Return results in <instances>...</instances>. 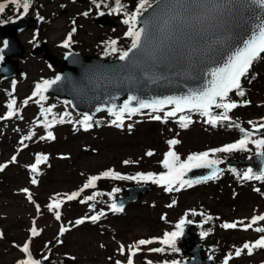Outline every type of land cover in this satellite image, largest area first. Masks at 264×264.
Masks as SVG:
<instances>
[{
  "label": "rangeland",
  "instance_id": "1",
  "mask_svg": "<svg viewBox=\"0 0 264 264\" xmlns=\"http://www.w3.org/2000/svg\"><path fill=\"white\" fill-rule=\"evenodd\" d=\"M109 1L114 0H104L100 7H108ZM7 2L0 0V3ZM14 7L9 3L1 20L10 17ZM30 11L42 19V24L37 38L33 30H25L19 35L26 48L39 39L47 40L50 49L53 47L60 52L70 48L90 52L94 49L90 44L101 46L96 53L104 48L110 51L111 38L126 33L129 27L123 24L111 31L108 26L95 25L92 16L97 8L92 0H31ZM69 33L72 40L66 48L63 42ZM127 39L129 41L120 37L122 46L130 44V38ZM20 64L25 69L24 76H17L15 82L0 80V264H17L26 259L21 248L29 241L30 252L40 264H116L117 261L127 264L129 256L133 264L181 262L188 258L181 252V238L176 240L178 251L159 242L166 232L176 231L175 226L181 219L194 221L195 239L206 247L205 254L213 257L214 264H224L229 256L228 264H264V249H253L251 255L247 250L240 256L235 255L236 249L245 243H254L264 235L254 230L264 227V221H258L247 230L243 227L253 216L264 215V181L256 182L260 188L254 190L252 182L240 178L244 168L229 167L216 182L185 185L178 191L179 185H173L171 192L150 180L102 176L109 171L132 177L138 173H165L167 169L162 161L169 151H175L181 161L202 152H209V159L221 161L227 156L246 157L264 151L250 142L246 150L210 152L236 143L248 133V126L263 123L264 54L255 65L254 79L245 89L247 94L238 95L239 89L228 94L225 102H234L238 107L227 112V121L236 118L241 125L225 122L226 127L211 125L209 117L200 113L166 117L165 113L171 109L165 108L123 115L122 122L103 111L95 115L97 124L94 127L85 128L81 123L85 114L75 112L67 101L51 95L44 100L33 96L36 85L52 80L57 68L48 65L40 55L30 53ZM12 99L16 100V115L4 119ZM26 99L27 105L23 103ZM48 108L52 111L42 114V109ZM223 113L224 109L217 108L212 116ZM157 115L160 120L153 118ZM181 116L187 118V127L182 126ZM50 122L52 126L46 127ZM48 132L55 138L48 139ZM26 136L31 138L24 139ZM173 139L179 143L170 145L168 142ZM249 139H264V130L252 133ZM149 151L153 155H147ZM13 156L15 162H12ZM38 156L46 157V160L39 164L37 172H33L31 165L36 163ZM92 176L102 177L99 179L102 188H96L98 195L93 200L85 201L87 196H93V187L84 189L75 200L66 199L67 195L83 188ZM33 179L36 184L32 183ZM136 183L151 184L154 188L122 211L107 214L112 197ZM53 200L61 201L59 209L49 208ZM57 211L60 219H56ZM97 215L99 219L93 221L91 217ZM81 219L84 222L77 224ZM233 222L243 223H238L235 229L222 227ZM208 225L212 227L208 229ZM33 227L39 235H32ZM62 228L66 229L63 234ZM206 231L207 236H202L201 233ZM139 240H153V243L140 245L135 255H131L129 249H134ZM121 245L124 246L123 253ZM160 247L165 251H150Z\"/></svg>",
  "mask_w": 264,
  "mask_h": 264
},
{
  "label": "water",
  "instance_id": "2",
  "mask_svg": "<svg viewBox=\"0 0 264 264\" xmlns=\"http://www.w3.org/2000/svg\"><path fill=\"white\" fill-rule=\"evenodd\" d=\"M152 4L153 7L139 18L138 28L148 23L155 37L150 46L156 49L155 55L133 52L122 61L119 58L106 59L81 52H67L59 59L44 42H39L31 52H40L46 61L59 68L57 76L61 77L43 93L64 97L74 108L91 115L101 110L120 111L129 97H136L130 104V107L136 108L140 101L150 103L167 97L188 96L206 88L211 80V70L222 67L228 56L243 47L244 41L257 31L259 25L264 24V7L252 0H225L222 14H211L199 22L195 18L200 15V10L192 9L182 12L183 19L169 20L167 25L164 21L175 15V10L158 16L160 9L155 1ZM94 21L114 25L105 13L96 15ZM38 23L29 16H21L0 25L4 44L5 41L8 43L7 47L3 44L0 48L3 56L0 75L3 78L24 73L17 65L18 60L12 59L15 55L22 57L24 50L16 38V31L29 26L37 28ZM161 41L165 45L163 52L160 51ZM258 153L262 151L244 159L226 158L223 163L249 164L251 168L263 171L264 156ZM213 167L216 174L221 169L219 164ZM212 172L213 168H193L185 177H209ZM151 188L148 185L128 187L126 194L114 199L115 205L134 201ZM190 225L185 224L182 237L191 243L184 248L191 257L180 264H212L209 257H203V247L193 242Z\"/></svg>",
  "mask_w": 264,
  "mask_h": 264
},
{
  "label": "snow or ice",
  "instance_id": "3",
  "mask_svg": "<svg viewBox=\"0 0 264 264\" xmlns=\"http://www.w3.org/2000/svg\"><path fill=\"white\" fill-rule=\"evenodd\" d=\"M92 2L96 5L97 8H100L101 3L104 0H100L98 3L97 0H92ZM253 3H256L262 7H264V0H252ZM11 3L16 6L17 10L20 8L23 9L24 13H27L30 5L31 0H8L7 3H0V14H3L5 9L8 7V4ZM157 8L160 9V12L157 15H168V13L173 12L175 10V15L169 17L168 20H165L164 23L167 25L169 20H177L183 19L182 12H188L192 9L200 10V15L197 16L195 19L199 22L201 19L208 18L211 14H222V10L224 9L225 0H155ZM153 4L150 0H139L136 10L133 12H125V19L123 23L128 25V31L125 33V36L131 38V47L125 51H122L119 59L120 60H127L129 58V54L133 52H140L141 54L145 55H155L156 49L150 47L154 42V33L152 30L149 29L148 23H145L144 27L137 28V24L139 23V18L143 16L145 12L148 11L149 8H152ZM124 5L121 4V0H115V7L111 9L112 12L120 13ZM103 14V13H101ZM85 16L88 13H84ZM163 31V29H161ZM72 40V34L69 33L67 39L63 42L64 47H70V42ZM111 43V51L116 52L117 49L115 47L116 41L113 40ZM5 47L8 46L7 41L4 44ZM164 43L161 41L160 51L163 52L164 50ZM261 53H264V24L258 26L257 31H255L252 36L244 41L243 47L237 48L235 51L228 56L227 61L223 64L222 67H217L211 70L210 76L211 80L208 83V86L199 92H194L189 94L188 96L183 97H167L162 100H157L153 102H146L140 101L138 107L132 108L130 104L136 97H129L128 101L125 102L123 108L120 109L119 112H113L112 109H109V112L116 117L117 121L122 122V117L125 112L130 114H134L138 112L141 108H151L154 111L162 110V107L166 104L174 105V108L171 111L165 113L166 117L175 116L177 112L184 111L188 109L189 111L199 112L201 115L208 116L211 123H216L217 120H227L229 117L227 116V112L233 108L237 107V104L234 102H225L228 100V94L233 89H240L241 84L240 80L251 67L254 60H256ZM3 59V56H0V60ZM61 79L60 76H57L55 80L52 81H44L43 84H37L36 89L33 92V96H39L40 100H44L45 97L43 92L46 91L52 84L56 83ZM238 95H243V91H238ZM31 99V98H29ZM27 105L28 100L26 99L23 102ZM39 103V101H37ZM16 100L12 99L11 102L7 105L9 111L4 118H10L16 115L15 111ZM215 105L216 108L224 109V113L219 116H212L211 109ZM52 111L51 108L42 109V114L50 113ZM67 115V114H66ZM156 120H160L161 117L159 115L153 117ZM91 116H85L84 120L81 122L84 124L85 128L91 127L88 123L91 120ZM183 127H187V118L184 116L180 117ZM54 122V121H53ZM61 123L64 121L61 120ZM116 121H113L115 123ZM46 127H51L52 123H47ZM260 127H264V125H260ZM243 132L244 130L241 129ZM252 133L248 132L245 133L244 138L237 141L233 144H228L222 148L211 149V153L217 152H232L234 150H246V146L248 143H254L257 149H264V139L259 140H251L250 136ZM30 136L24 137V139H30ZM48 139H54L55 137L52 135L51 132H48L47 135ZM170 145H176L179 143L178 140H170L168 142ZM264 156V152L258 153ZM147 155L151 156L153 153L149 151ZM209 152H202L197 154H192L187 157L186 160L181 161L180 156L175 151H169L165 154L164 160L162 161V165L167 172L160 173L159 175L154 173H138L135 177L132 176H121L119 173L116 172H105L102 174L103 177H107L111 175L116 179H134V180H143V181H151L154 184L161 185L165 188V191L171 192L173 191V185H179L176 189L177 191L183 188L185 185L191 186L193 183H198L199 181H191L185 180L183 177L188 171H191L193 168H213L212 175L209 177H204V179H211L216 175V170L213 167L214 165L220 163L218 160L209 159ZM16 157H12V162H15ZM46 160V157L38 156L36 163L31 165V170L33 172L38 171V166ZM128 163V161H125ZM2 170V169H0ZM251 172V169L249 170ZM101 176H92L88 179L87 183L84 184L83 188H81L77 192H73L67 195V200H75L86 188L95 187V183L97 180L101 179ZM251 178V177H249ZM258 179H264V174L259 177ZM33 184H36L37 181L35 179L32 180ZM23 191L28 192L27 189ZM114 191H119V189H115ZM29 200H31V195L29 194ZM95 196H88L85 198L87 200H93ZM81 201V202H85ZM39 207V206H37ZM61 207V201L53 200V202L49 205L50 209H59ZM114 211H122V208H117L115 205L112 206ZM101 213L100 215H102ZM195 214V213H194ZM56 219H60V213L56 212ZM93 221L99 219V215L91 217ZM208 219H211L210 217ZM258 221H264V215L253 216L251 221L248 224L243 225L244 229L247 230L252 228ZM84 222L83 219L78 220L77 224H82ZM186 223H192V221H188L185 219H181L179 223L176 224V231L166 232L164 237L159 241L162 245L169 246L173 251H178L176 248V240L178 237L184 234V225ZM238 223L243 222H233V223H225L222 227L226 229H235L237 228ZM256 232L264 233V227H256L254 229ZM66 231V229H61V234ZM31 233L33 236L39 235V232L35 227L31 229ZM202 236L207 235L206 232L201 233ZM153 243V240H139L135 246V248H130L129 252L131 255H135V252L139 250L140 245H148ZM30 241L26 242L21 251L25 253L26 259H21L17 262V264H40L39 261L33 259L31 252H30ZM253 249H264V235H262L259 239H257L254 243H245L242 248L236 249L235 255L240 256L244 250H247L248 254L251 255ZM121 253H123L124 246L121 245ZM152 252L161 253L164 252L165 249L163 247L160 248H152L150 249ZM231 259L229 256L225 259L224 264H228V260ZM116 264H121L120 261H117ZM127 264H133V260L131 256L127 261ZM151 264V261L148 262ZM167 264V262H165ZM171 264H178L177 261H172Z\"/></svg>",
  "mask_w": 264,
  "mask_h": 264
},
{
  "label": "trees",
  "instance_id": "4",
  "mask_svg": "<svg viewBox=\"0 0 264 264\" xmlns=\"http://www.w3.org/2000/svg\"><path fill=\"white\" fill-rule=\"evenodd\" d=\"M132 2H136V0H131L130 3L127 2V4L124 5V8H125L126 11L129 12V13L134 11V4H132ZM116 49H117L116 52H112V51H111V48H109L110 51H107V50L105 49L104 52H103V54H104L105 56L118 55V54H120V53L123 51L124 46H122L121 43H120V44H118V45L116 46Z\"/></svg>",
  "mask_w": 264,
  "mask_h": 264
}]
</instances>
